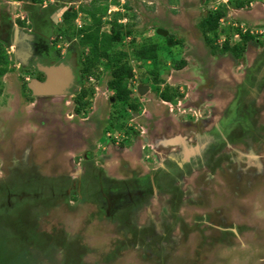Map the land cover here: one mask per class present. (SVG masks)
Returning a JSON list of instances; mask_svg holds the SVG:
<instances>
[{
    "label": "rangeland",
    "instance_id": "1",
    "mask_svg": "<svg viewBox=\"0 0 264 264\" xmlns=\"http://www.w3.org/2000/svg\"><path fill=\"white\" fill-rule=\"evenodd\" d=\"M237 1L241 0H61L58 4L55 0H43L40 3H32L30 0H0V26L13 21L30 27L29 11L39 10L44 5H48L51 12L58 7L62 8L59 13L55 14V16L57 15L55 19H58L59 22L63 10L68 7L74 8V10L79 11L76 25L78 27L90 26L92 22L90 14H84L85 9H83L84 11L81 9L84 6L101 7L103 10L99 12V15H102V31L111 33L114 24L117 23L123 25L122 28L125 30L122 39L112 46V50L128 53L133 73L132 77L127 79V85H133V80L138 78L140 82L151 86L152 99L150 101H154V99L158 101L161 90L165 91L166 86L170 85L173 88L169 93L174 94L175 92L176 97L170 100V105L166 104L165 106L171 113H177L190 103L192 99L190 93L201 98L218 95L223 90L219 94V96L223 95L220 97V103L224 107L230 105L232 101L229 102L228 100L230 93L232 94L234 91V86L231 87V84L224 82L222 77L231 78L229 74L232 67L233 70L237 68L235 73L243 74L246 66L250 63V58L254 57V54L259 56L260 53H264V0H248L249 3L243 8L237 7ZM218 10L223 11L225 15L219 21L218 37L214 38V32H208V35L210 34L209 39H212L209 42L204 37L205 33L202 27L205 17ZM160 27L168 31L164 37L179 41V44L172 45V50L176 54L175 59L178 62L180 60L185 61L183 68L177 70L175 67L177 63L166 57L168 56V51L164 47L166 40L157 34V29ZM56 28L59 30L58 25ZM248 32L251 37L245 40L242 33ZM71 37V40L60 37L62 46L65 47L74 42L80 51V59L85 61V57L90 53L89 44L82 45L79 43L80 35L78 36V34H73ZM149 42L159 44L157 46L158 59L163 62L160 64L163 66V71L159 76L160 91H157L153 81L154 77L149 72V69L158 65L159 62L152 64L149 60L145 64L132 53L136 45L138 47ZM227 42L229 48L224 49ZM0 44L5 52H8L7 55L10 59L0 57V71L2 72L3 68H8V72L3 75L0 74V264H135V259L149 262L144 264H157L159 260L162 264H264V157L262 146L254 148L250 142L251 136L245 130L240 131V135L237 137L233 129V140L228 141V145H223L217 155L211 152L212 156L211 154L210 157L207 156L210 159L207 160L213 168L210 179L217 180L221 186L219 189L223 209L221 215L218 213L215 216L212 213L208 215L198 213L192 218L186 210H184L185 213L181 212L184 182L175 185V194L168 199L169 205L166 204L163 207L164 212L162 214L159 213L155 217H151L149 214L150 216L145 220L140 219L143 222L134 220L132 222L127 221L122 225H114L112 230L109 228L104 230V227L108 226V221L103 222L105 219L99 220L95 216L98 212V214L101 213L100 217L108 215L101 208L100 211L99 209L94 210L93 214L91 213L92 209L86 208L85 210L80 203L78 211L74 213V218L70 215L65 216L66 219L63 220V215L60 214L62 209L57 208L52 203L50 204L47 202L48 200L47 203H43L42 208H35L37 206L34 205L37 204L33 205V203H25L24 207L20 205L22 195L32 193V197L30 195L27 200L34 201L33 198L36 193L32 189L28 190L29 188L22 186L21 190H24L25 193L15 194L20 189L17 187L19 180L23 176L34 177L36 173L49 175L50 172L46 170V166L45 168L41 167L40 172L28 171L26 166H22V168L18 167L21 171L14 173V175L8 173L9 171L6 173V169L10 166L9 163H11L14 130L19 129L18 133L26 130L20 137L28 135V142L32 141L31 155L33 158L44 156L48 160L55 152L54 144L59 140L63 142L61 138L63 135L59 137L60 134L58 133V138H53L54 134L48 131L50 125L45 121L46 118L50 117L48 116L49 112L44 115L40 110L35 111L36 109L32 107L33 104L30 103L31 101L29 102L35 97H28L29 91L24 85L26 75L22 76L23 70L17 68L18 63L12 56L14 46L10 47L1 38ZM100 44L103 46L101 41ZM236 44L242 47H238L235 53L232 49ZM77 66L78 78L81 80L80 62ZM154 68L160 69L159 66ZM216 68H222L223 73H230L216 76L214 75ZM93 72L91 81L86 80V87L93 89L91 95L96 93L94 90L96 86L107 88L108 82L113 78L112 67H108L104 62H100ZM193 73L203 79L201 83L197 79H192L197 81L196 85L189 83L191 82L190 77L194 78ZM84 85L83 82L82 86L84 87ZM173 85H177V87ZM216 87L217 89L214 90ZM230 88L233 89L227 93L226 90H230ZM110 89L108 86L109 92L105 96L111 94L109 99H106L111 102L113 114L105 112L106 115L111 116V119L104 122H108L107 126L111 124L109 129L113 131L116 128L114 124L124 119L122 124V127L126 129L124 135L129 134L130 136L132 135L130 130L137 124L129 123V120L132 121V117L124 111L126 102L120 100L115 90ZM261 93L260 95L256 94L251 101L257 104V100L262 99L259 101L263 102L264 90ZM137 94L138 97L142 96H139L138 92ZM92 98L93 96L87 97L85 100L92 102ZM188 100L189 102L185 103ZM212 105L206 104L202 114L210 115L215 112L221 122V113L224 112L221 110L219 112V109L212 107ZM90 106L83 110L84 115L92 110V106ZM51 110L50 108L47 111ZM57 119L65 123L62 124V127H67V120L59 116ZM115 131L119 130L116 128ZM100 136L99 146L113 142L106 137L105 132H101ZM34 138L37 142L33 141ZM113 138L112 140H114ZM260 138L263 142L264 136L261 132ZM21 141L16 140V142H20L18 145L23 144ZM125 144L129 145V142H125ZM230 144H233L234 148L232 146L225 151L226 146L229 148ZM68 154L69 152L65 155ZM203 156L205 157V153ZM58 159H54L53 162ZM187 177L192 179L191 183L194 184H191L190 187L189 185L185 186L186 197L199 195L200 173L191 171ZM42 191L44 194H51L49 189L43 188ZM83 193H85V188H83ZM95 198L100 200L101 194L97 192ZM196 200L198 201L197 198ZM189 201L186 199L184 204L189 203ZM193 202L195 199L192 197L191 203ZM13 208H16L14 213H9V210H13ZM173 211L176 220L174 221V218L171 220L174 223L170 227L166 223L165 217L168 212ZM18 214L20 217L16 216ZM235 216L237 217L234 218ZM92 217L94 221H88ZM19 218L23 219L22 226L18 224ZM233 223H245L247 228H244L243 231L236 229ZM216 226L223 228L222 230L235 228L236 234L233 233L231 236L226 234L225 240L221 232L213 231ZM102 228L104 233L102 230L99 232ZM169 228L175 231L168 233V239H171V242H168V246H164L167 237L162 238L160 232L169 231ZM183 228L190 229L191 234L188 237L182 235V232L179 233L178 229L183 230ZM136 229L139 232H136ZM38 234L42 237V245H34L32 242L33 237ZM207 238L208 241H206ZM13 240L16 243V251L21 253L25 248L27 254L24 252L21 255H13L9 250L10 248L6 247V244L14 243ZM188 240L191 241V244H188ZM222 240L221 245L214 247L209 245V242L216 244ZM231 243L236 246H228ZM200 244L203 246L200 247ZM132 248H136V250Z\"/></svg>",
    "mask_w": 264,
    "mask_h": 264
},
{
    "label": "crops",
    "instance_id": "2",
    "mask_svg": "<svg viewBox=\"0 0 264 264\" xmlns=\"http://www.w3.org/2000/svg\"><path fill=\"white\" fill-rule=\"evenodd\" d=\"M215 71L214 75L216 76H218V74H229L231 72L229 74L231 78L229 75V78H227V76L222 77L224 78V82H228L232 85L231 87L238 85L237 83L242 79V74L235 73L237 68H234L233 70L232 67L229 73H223L224 71L222 68H216ZM193 74L194 78L189 76L191 78V82L189 83H193V85H196L197 81L201 83V80L203 79L200 76L197 77L195 73ZM192 79H197V81ZM173 86L177 87V85ZM135 89L136 87L132 89L131 100H134L137 105L134 108L130 105V102H126L124 110L125 113L128 115L130 114V117H132V121L129 120V123L134 122L137 124L130 130L132 133L130 136L129 134L124 135L126 132V129L122 127L124 119L119 120L114 124L119 130L115 131V128L113 130L114 133L109 129L111 124L107 126L108 122H104L107 119H111V116L106 115L105 112L113 114L111 102L106 99H109L111 94L105 96V94L109 92L108 87L103 88L102 86H96V93L93 95L91 102L92 110L89 111V115H72L67 114L66 112L64 115L60 116V118L67 120V127H64V129L60 128L62 127V124H65L60 119V121L52 123L53 128L50 127L48 131L50 133H52V129L53 133L59 131V137L63 135V137H61L63 142L59 140V142L54 144L56 149L49 160L44 156L34 158L35 161L40 164L36 171L40 172V168H45L46 166V170L50 173H48L49 175L36 173L34 177L23 176L22 179L19 180L20 185L17 184V187L23 186L29 188L28 190L32 189L36 195L33 198L34 201H31L27 199L30 198V195L32 197V193H25L26 195H22V201H20L19 204L24 207L25 203H33V205L37 204L34 205L37 206L35 208H42L43 203L50 202V204L52 203V205L54 204L57 208L62 209L60 214L63 215L62 219L65 220L66 217L70 215L74 218V213L78 211L80 203H82L85 210L88 208L92 209L91 213L94 212L93 210L97 209V204H95V200L92 196L96 191H100V194L103 197L107 195L109 199V192H112L115 185L121 188V184L126 182L131 191L136 190L137 181L142 185L149 186L151 192L143 198H140L139 201H136L133 206H129L123 211L116 209L115 214L114 212L112 213V211H109V214L105 217H100V214L98 213L95 214L99 220L103 218L105 219V221L102 219L103 222L108 221V226L104 227V230L108 228L112 230L115 227L114 225H122L127 221L131 222L134 220L143 222L140 219L145 220L150 216L149 214H151V217H155V215H158L159 213L162 214L164 212L163 207L166 206V204L169 205V203H167L168 199L175 194V185L184 182V186H182L183 204L181 212L185 213L184 210H186L192 218L198 213H205L207 215L212 213L214 216L218 213L221 215V210H223L221 207V192L219 190L221 186L217 180L210 179L213 173V168L208 162L210 159H208L206 155L205 157L203 155L209 148L208 144L211 140V136H217L218 141L220 142L218 149L213 152L216 155L223 145H228V141L233 140V124L231 123L232 121L220 122V118H218L215 112H212L210 115H203L202 111L206 104H209V106L213 104L212 107H217L219 112L220 110L221 112H224L226 106L224 107L220 103V97L223 95L219 96L220 92L222 93L223 90H221L218 95H213L212 97L204 96L199 98L190 93V97L192 98L190 103L187 104L182 111L171 113V111H168L165 106L166 104L170 105V101L164 100L161 97L158 101L156 99L150 101L152 99V91L150 90L146 92L145 95L141 96L139 100ZM216 89L217 87L214 88V90ZM231 89L233 88L226 90V92H231ZM232 97L233 91L232 94L230 93L229 102L232 101ZM188 102L189 100L185 103ZM211 102L212 104H210ZM223 114L224 113H221V117ZM18 130L19 129L14 130V135L12 136V140L14 141L11 147V163H9V170L6 169V173L8 171V173H16L15 171L18 167H16V154L14 153H18L16 151L19 146L23 148V151L29 144L28 135L20 137L26 132V130L19 133ZM101 132H105L106 137L113 142L99 146L98 141L101 140ZM113 136L118 137V139L113 138ZM112 138L114 140H112ZM16 140L23 142V144L18 145L20 142L18 143ZM33 141L37 142L35 138ZM42 141L44 140L42 139ZM125 142H129V145L125 144ZM232 146L233 144H230L229 148L226 146L227 148L225 151L229 150ZM31 150L32 149L29 150L30 154ZM67 152H69V154L66 156L65 154H67ZM56 158L58 160L53 162ZM174 160H177L181 166L187 165L189 167V172L197 171L200 173L201 184L198 188L199 195H189L188 198L186 197L185 186L189 185L190 187L191 184L194 183H191L192 179L187 177L189 172L186 175L182 174L179 178L176 177L177 181H175V178L172 175L174 172V165L172 162ZM194 179L196 180L195 177ZM43 188L49 189L51 194H44L42 191ZM83 188H85V193H83ZM192 197L195 199V202L193 203H191ZM186 199H189L190 201L189 203L184 204ZM104 200H106V197H104ZM15 209L13 208V210H9V213H14L13 211ZM16 216L20 217V214ZM236 217L237 216L234 218ZM19 220L20 222H15H19L18 224L22 226L23 219L19 218ZM92 220L94 221L93 217L88 221ZM101 230L102 233H104L103 228L100 229L99 232H101ZM178 230L179 233L182 232V235H187L185 234V231L183 232L181 229ZM137 231L138 230L136 229V232ZM173 231L175 230L169 228V231H162L160 232V235L162 238L167 237L168 239V233ZM223 232L230 236L233 235V230L230 228L222 230V237ZM188 241V244H191V241ZM32 242L34 245H42L43 240L41 235H35ZM136 243H134V245ZM222 243L223 240L220 243H213L211 246L214 247L215 245H221ZM15 244V242L7 244L13 255H21L24 252L27 254L25 248L21 253L16 251L17 247H15ZM228 246L233 247L236 245L231 243L228 244ZM133 250H136V248ZM144 263L149 262L135 259V264Z\"/></svg>",
    "mask_w": 264,
    "mask_h": 264
},
{
    "label": "flooded vegetation",
    "instance_id": "3",
    "mask_svg": "<svg viewBox=\"0 0 264 264\" xmlns=\"http://www.w3.org/2000/svg\"><path fill=\"white\" fill-rule=\"evenodd\" d=\"M55 2L56 4H58L61 2V0H55ZM60 10H62V8L58 7L53 12H51L48 5L47 6L44 5V7L39 10L29 11L28 21L31 24L30 27H26L27 26L26 24L14 23L13 21H11V23H6L0 26V38L4 43H7L10 47L14 46L13 53L18 48L17 44H15V42H17L16 27L20 28L18 43L20 42L19 40H21V42H23L24 45H27L26 47L24 46L23 48L28 50V46H29V48L31 49L29 53L28 51H26L27 58L25 61L23 60L21 61L13 53L12 56L13 59H15L18 63L17 68L23 70L22 76L26 75L24 78V83H25L24 85L25 88H27L29 91L28 97H35V99L29 100V102L31 101L30 103L33 104L32 107L36 109L35 111L40 110L41 113L44 115H46L49 112L48 116L50 117L46 118L45 121H47L50 127L52 128H53L52 123L54 122L56 123L59 121L57 119V115L60 117L61 115H64L66 112L67 114H72V115L85 114L83 112L84 109L80 113L77 110V108L80 106L79 95L82 93L84 89L82 86L83 82L79 80L78 78L79 75L77 73L78 72L77 64L80 62V51H78V48L77 46L74 45V42L67 44L65 47H63L61 44L62 40H60V37H62V39H68V38H65V36L62 35L58 36L59 31L56 27L61 23L62 15L65 12V10L61 12L62 13L60 14L61 21L59 22L58 19H55L57 17V15L55 16V14L59 13ZM23 33L24 34L28 33V37L22 40L23 38L22 36L24 35ZM61 62L69 64L75 74V78L71 83L70 88H68L67 93L63 95L34 96L33 91L28 87V82L33 78H36L40 81H46L48 78L45 72L39 70V64L45 66H50V65L55 66L60 64ZM237 84L238 85H234L232 102L230 105H227L224 114L221 117V122L232 121L231 123L233 124L234 134L237 137L240 135V131H244V130L248 131L249 135L251 136V140H250V142H252L251 145H253L254 148H257V146H262L261 147L263 150L262 155L264 157V140L263 142H261V138H260V132L264 136V98H263V102L259 101L262 99H258L257 104L255 102H252L253 97L256 94L259 95L262 94L261 92L264 90V53H260L259 56L258 54H254V57L250 58V63H248V65L246 66V69L242 74V79H240L239 83ZM50 108L52 110L47 111ZM85 109H88L87 106L85 107ZM60 128H64V127H60ZM58 132L53 133V129H52L51 134H54L55 139L58 138ZM219 145L220 142L218 141V137L211 136V140L208 144L209 151L207 149V151L205 152L206 157L207 156L210 157L209 155L211 154V152H215L218 149ZM31 147H32V141L29 142L28 146L23 151H22L23 148L21 147L17 148L16 152L18 153H14V154H16V156L18 155V157H15L16 159L15 162L17 163V167L22 168V166L24 167L26 166L28 171L34 172L39 168L40 164L37 163L33 158V156L30 154L29 150L31 149ZM172 164L174 165V172L172 173V175L175 178V181H177L176 179L181 177L182 174L186 175L189 172V167L187 165L184 166L179 165V162L177 160H174ZM19 168L16 169L15 171L16 173L18 171H21V169ZM136 184L137 187L135 191H131L130 187L127 185L126 182L124 184H121L122 185L121 188L115 185L116 187L114 186L112 192L111 193L109 192V199L107 195L104 196L106 197V200H104L103 196H101L102 198L100 200L96 199L95 194L97 192L100 193V191H96L92 197L95 200L94 201L95 204H97V209H99L100 211L101 208L103 212L105 213L107 212L108 214L109 211H112V213L114 212L115 214L116 209L123 211L129 206H133V204L136 201H139L140 198H143L144 196L148 195L151 192L149 186L142 185L138 181L136 182ZM20 188L22 189V187ZM21 189H19L18 193L15 194L25 193V191ZM94 212L92 213L94 214ZM173 218H174V211L169 212L165 217V221L167 224L170 225V227H172L174 223L171 222ZM175 220L176 219L174 218V221ZM233 224L236 229H241L242 231L244 230V228H247V225L245 223H239V224L233 223ZM235 228H231V229L233 230V233L236 234ZM222 229L223 228L220 229V227H216L213 231L222 232ZM188 230L186 228H183V232L185 231L187 237L191 234L190 229ZM204 234L207 235L205 232ZM223 236L224 239L226 240L225 232H223ZM200 237L202 236L200 235ZM165 241H164L165 244L164 246H168L169 245L168 242L169 241L171 242V239H167ZM206 241H208V238L206 239ZM212 244L213 243L209 242L210 246ZM199 246L202 247L203 245L200 244ZM160 262L161 261L159 260L157 264H162Z\"/></svg>",
    "mask_w": 264,
    "mask_h": 264
},
{
    "label": "trees",
    "instance_id": "4",
    "mask_svg": "<svg viewBox=\"0 0 264 264\" xmlns=\"http://www.w3.org/2000/svg\"><path fill=\"white\" fill-rule=\"evenodd\" d=\"M32 3H40L43 0H30ZM248 0H241L237 1L236 5L239 8H243L247 6ZM85 9V11L83 10ZM84 11V14H90V18L92 20L90 26H83V27H78L76 25V18L78 17V10H74V8H68L62 15V21L58 25L59 26V36L64 35L65 38L72 39L73 34H78L80 35L79 42L82 45L89 44L90 46V55L88 54L85 57V61H82L80 59V65H81V82H84L86 84V80H90V77L94 74L93 70L95 67L100 63L104 62L107 64L108 67H112V79L108 82L109 88L115 90V93L118 94V97L120 100H124L125 102H130V105L135 108L137 105L134 100H131V93L132 89L127 85V79L132 77V71L133 68L131 64L129 63V56L126 51H114L112 50V46L116 43L119 42L122 39L123 33H124V28H122L123 25L117 23L114 24L113 31L111 33H107L105 31H102V15H99V12L103 10V8H97L95 6H84L82 9ZM225 15V13L221 10L216 11L215 13H209L205 17V22L203 31L205 33V38L209 40V42L212 40L211 38L209 39L208 32H214L213 37L217 38L218 37V32L217 29L219 27V21L220 19ZM75 23V24H74ZM76 28V29H74ZM131 33V32H129ZM160 37L165 38L166 40V45L164 47L168 51V56L171 59V61L176 62L175 67L177 69H181L185 66V61L175 59L176 54H174V51L172 50V45L175 43L179 44V41H173L170 37H164L165 35H162L160 33H157ZM243 38L245 40H248L249 37H251V34L244 33ZM94 40V41H92ZM100 41L102 42L103 46L100 44ZM91 42V44H90ZM168 42V44H167ZM106 44V45H105ZM159 44H154L152 42H149L148 44H142L141 46L137 45L133 48V55L137 56L140 60L147 62L151 60L152 64H157L156 66H159L160 69L157 70L156 68H151L149 69L150 73L153 75L154 83L155 86L157 87V91L161 90L160 88V73L163 71V66L160 65L163 62L159 60V54H157V46ZM102 48L100 49V47ZM107 46V47H106ZM238 47H242L241 45H235L234 48L232 49L233 52H237ZM229 48V43L227 42L224 46V49ZM7 51L5 52L4 48H2L0 44V57H4L3 59H9L7 55ZM95 53V54H94ZM181 58V57H180ZM10 60V59H9ZM152 64H150L152 66ZM6 72H8V68H3V71H0V74L3 75ZM85 78V79H84ZM160 82V83H159ZM165 91L160 92V97L164 100L170 101L173 98H175L176 94L169 93L173 87L166 86ZM93 90V89H92ZM90 88L86 87L83 89L82 93L79 95V104L80 106L77 108L79 113L85 109L86 106L91 105L90 100H85V98L90 97L91 98V91ZM90 94V95H89ZM178 94V93H177ZM7 247V244H6ZM7 251V250H6Z\"/></svg>",
    "mask_w": 264,
    "mask_h": 264
},
{
    "label": "water",
    "instance_id": "5",
    "mask_svg": "<svg viewBox=\"0 0 264 264\" xmlns=\"http://www.w3.org/2000/svg\"><path fill=\"white\" fill-rule=\"evenodd\" d=\"M19 28H16V41L15 44H17L18 48L14 51V55L18 57L21 61H25L27 58V52L31 51V49L28 46V50L23 48L27 45H24L21 40H19L21 44L18 43L19 39ZM157 33H160L162 35H165L168 33L167 30L158 28ZM24 34V33H23ZM22 40L26 39L28 37V33L24 34L22 36ZM39 70L42 72H45L48 76L46 81H40L36 78L31 79L28 82V87L33 91L34 96H46V95H63L67 93L68 88H70L71 83L73 82L75 78V74L69 64L61 62L58 65H50L45 66L42 64H39ZM150 90V87L148 85H143L139 88V94L145 95L146 92Z\"/></svg>",
    "mask_w": 264,
    "mask_h": 264
},
{
    "label": "clouds",
    "instance_id": "6",
    "mask_svg": "<svg viewBox=\"0 0 264 264\" xmlns=\"http://www.w3.org/2000/svg\"><path fill=\"white\" fill-rule=\"evenodd\" d=\"M67 9H65V11H66ZM64 11V10H63ZM76 19H78V18H76ZM76 23H77V20H76ZM80 27H82V26H80ZM16 28H19V27H16ZM161 28V27H160ZM162 29H164V28H162ZM19 30H20V28H19ZM166 30V29H165ZM242 34H244V33H242ZM79 42V41H78ZM80 43V42H79ZM91 78V77H90ZM91 81V80H90ZM141 83V84H140ZM129 85V87L131 88V89H133V88H135L136 87V93L138 92L139 93V88L140 87H142L143 85H145L144 83H142V82H140V80L137 78H135L134 80H133V85L132 84H128ZM149 86V85H148ZM84 87H86V84L84 85ZM83 87V88H84ZM108 87V86H107ZM96 89V87L94 88V90ZM113 95V94H112ZM140 95V94H139ZM143 96V95H142ZM114 138L115 139H117L115 136H114Z\"/></svg>",
    "mask_w": 264,
    "mask_h": 264
},
{
    "label": "built area",
    "instance_id": "7",
    "mask_svg": "<svg viewBox=\"0 0 264 264\" xmlns=\"http://www.w3.org/2000/svg\"><path fill=\"white\" fill-rule=\"evenodd\" d=\"M116 137V136H115ZM118 139V137H116Z\"/></svg>",
    "mask_w": 264,
    "mask_h": 264
}]
</instances>
